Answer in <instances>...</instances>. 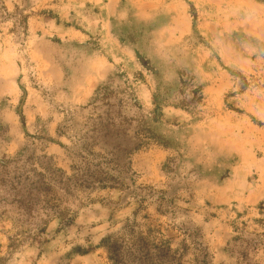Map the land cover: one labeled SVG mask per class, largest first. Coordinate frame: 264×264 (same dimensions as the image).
<instances>
[{
	"label": "rangeland",
	"instance_id": "1",
	"mask_svg": "<svg viewBox=\"0 0 264 264\" xmlns=\"http://www.w3.org/2000/svg\"><path fill=\"white\" fill-rule=\"evenodd\" d=\"M103 89L149 131L127 160L142 197L77 188L76 218L41 233L0 205V264H111L119 237L124 264L137 239L173 264H264V0H0L10 170L95 173L105 151L58 131L86 137Z\"/></svg>",
	"mask_w": 264,
	"mask_h": 264
},
{
	"label": "trees",
	"instance_id": "2",
	"mask_svg": "<svg viewBox=\"0 0 264 264\" xmlns=\"http://www.w3.org/2000/svg\"><path fill=\"white\" fill-rule=\"evenodd\" d=\"M196 100L192 99L191 103ZM178 107L186 106L181 104ZM100 108H103L101 112ZM94 109L99 113L90 119L86 137L76 139L67 134L64 130L67 127L66 118L61 127L63 131L58 132L68 138L77 150H88L87 144L82 142L86 139L90 145L95 144V147L105 151L103 156L95 154V173L85 175L81 174L80 168H75V173L69 176L51 166L44 167V174L35 170L22 173L9 169L12 164L10 160L0 159V205L15 207L22 217L28 218L37 233L43 232L55 219L69 224L76 218L81 206L75 196L77 188L116 189L123 193V198L137 199L140 196L130 190L135 181L127 160L132 152L143 146L149 131L141 127L137 120L124 114L122 100L118 99L114 91L103 89L99 92L95 97ZM81 153L79 155L85 158V154L83 156ZM235 230L238 231V228ZM124 242V237L106 242L105 249L111 264H124L122 254L129 247ZM130 246L129 250L138 255L136 264H173L176 258V253L171 251L169 245L137 239ZM242 255L247 254L242 252Z\"/></svg>",
	"mask_w": 264,
	"mask_h": 264
}]
</instances>
